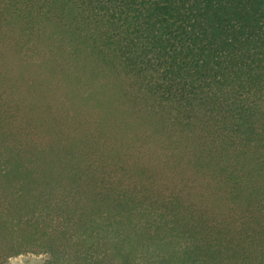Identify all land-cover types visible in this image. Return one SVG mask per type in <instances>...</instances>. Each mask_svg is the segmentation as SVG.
<instances>
[{
	"label": "trees",
	"instance_id": "trees-1",
	"mask_svg": "<svg viewBox=\"0 0 264 264\" xmlns=\"http://www.w3.org/2000/svg\"><path fill=\"white\" fill-rule=\"evenodd\" d=\"M264 264V0H0V264Z\"/></svg>",
	"mask_w": 264,
	"mask_h": 264
},
{
	"label": "rangeland",
	"instance_id": "rangeland-1",
	"mask_svg": "<svg viewBox=\"0 0 264 264\" xmlns=\"http://www.w3.org/2000/svg\"><path fill=\"white\" fill-rule=\"evenodd\" d=\"M46 257L39 254L24 255L13 258L10 264H45Z\"/></svg>",
	"mask_w": 264,
	"mask_h": 264
}]
</instances>
